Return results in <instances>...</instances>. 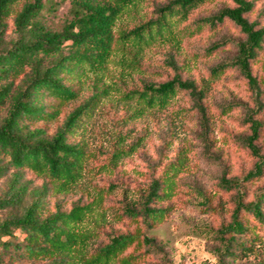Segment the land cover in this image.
I'll use <instances>...</instances> for the list:
<instances>
[{
	"label": "trees",
	"instance_id": "trees-1",
	"mask_svg": "<svg viewBox=\"0 0 264 264\" xmlns=\"http://www.w3.org/2000/svg\"><path fill=\"white\" fill-rule=\"evenodd\" d=\"M142 1L0 0V264H173L164 241L153 232L171 213L168 200L180 160L171 163L169 171L151 175L138 194L123 196L117 217L132 223L133 229L111 233L94 247H89L91 234L83 223L93 212L96 198L86 202L78 198L66 208L55 202L53 209L48 198L77 189L86 173L96 174L105 165H90L96 151L76 136L106 96L101 78L118 49L124 63L125 47L136 59L141 49L156 42L179 44L184 36L204 28L215 30L225 22L238 27L244 39L236 42L231 58L210 67V74L236 69L252 92L254 105L243 116L247 132L240 138L251 165L234 176L223 168L218 185L230 195L227 218L200 231L217 242L219 264H231L264 244V184L252 188L264 178L263 90L252 70L264 44V26L247 17L253 2L230 0V5L191 19L210 0H166L153 7L150 17L115 31L124 12ZM65 4L66 11L59 16ZM188 21L194 27H179ZM220 45L213 42L205 53ZM164 64L170 76L142 80L122 97L143 112L164 110L184 93L206 133L207 89L184 77L172 54L164 58ZM137 143L112 146L108 164L115 166ZM29 173L42 183L33 185L26 176ZM115 188L109 183L104 191ZM103 189L95 192L98 197ZM201 202L207 207L205 196Z\"/></svg>",
	"mask_w": 264,
	"mask_h": 264
},
{
	"label": "rangeland",
	"instance_id": "rangeland-1",
	"mask_svg": "<svg viewBox=\"0 0 264 264\" xmlns=\"http://www.w3.org/2000/svg\"><path fill=\"white\" fill-rule=\"evenodd\" d=\"M165 1L143 0L124 12L114 30L131 28L150 17L156 4ZM251 1L254 8L247 15L248 19L264 26V0ZM230 4V0H210L195 11L191 19ZM66 7L67 4L61 7L59 16ZM182 26L194 27L190 21L179 25ZM242 39L244 34L240 29L225 22L215 30L204 28L192 36H184L179 44L156 42L141 49L136 59L126 53L125 47L124 63L120 62L122 51L117 50L101 78L107 87L106 96L101 97L96 111L84 121L76 136L90 151H96L90 165H105L96 174L86 173L77 189L48 198L50 209L55 202L66 208L78 198L83 202L96 198L93 212L83 223L85 232L91 234L89 247L97 246L111 233L132 230V223L117 217L120 200L123 196L138 194L151 175L169 171L170 164L180 160L179 171L174 177V193L168 200L172 205L171 213L154 228L153 234L164 241L165 251L173 264H219L215 256L217 242L200 230L216 227L227 218L230 195L218 185L223 168L228 176H234L251 165L240 138L247 132L243 122L245 109L253 107L254 102L246 80L236 69L212 76L210 67L231 58L236 42ZM213 42H222V45L212 53H205V48ZM171 54L181 66L184 77L194 79L198 86L207 89L204 104L209 125L206 133L199 124V114L193 109L192 100L184 93L177 95L164 110L143 112L133 101L122 97L125 90L139 86L142 80L161 81L170 76L164 58ZM252 70L261 82L264 101V44L252 63ZM260 115L264 124V110ZM137 141L132 153L119 159L115 166L108 164L112 146L121 143L128 146ZM260 144L264 150V126ZM26 176L32 179L33 185L42 183V179L30 173ZM109 183L116 188L105 192ZM263 184L264 178L252 188ZM2 186L0 184V188ZM100 188L104 189L98 197L95 192ZM203 196L207 199V207L201 205ZM256 250L231 264H264V244Z\"/></svg>",
	"mask_w": 264,
	"mask_h": 264
}]
</instances>
